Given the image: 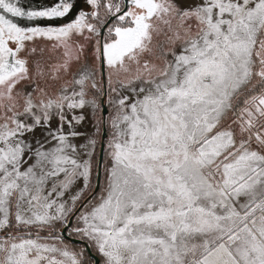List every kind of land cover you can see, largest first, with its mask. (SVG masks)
I'll return each instance as SVG.
<instances>
[{"label":"snow or ice","instance_id":"snow-or-ice-1","mask_svg":"<svg viewBox=\"0 0 264 264\" xmlns=\"http://www.w3.org/2000/svg\"><path fill=\"white\" fill-rule=\"evenodd\" d=\"M84 2L0 0V264H264V0Z\"/></svg>","mask_w":264,"mask_h":264},{"label":"rangeland","instance_id":"rangeland-1","mask_svg":"<svg viewBox=\"0 0 264 264\" xmlns=\"http://www.w3.org/2000/svg\"><path fill=\"white\" fill-rule=\"evenodd\" d=\"M55 2H56V0H20L21 6L25 7L26 9L27 8H40V7L52 5ZM73 3L75 4V8L73 9V12H71L68 17H65L64 20H62V21L57 20V21H52V22L41 21L40 23H42V24H44V23H55V24L65 23V22H69L71 19H73L75 14H77V12L79 10L90 11V6H88L84 2V0H73ZM22 23H27V22H22ZM105 31H106V29H105ZM86 51H87V49H86ZM75 111H76V114H78V115L79 114L85 115V120L83 122H81L80 125L76 126L77 130L81 131V132H89V133L94 131L91 109L90 108H86L84 110L77 109ZM68 119H71V114L68 115ZM65 129H67V125H65ZM98 139L100 141V137ZM74 142H76L78 144L83 143V139L77 138ZM98 149H99V145H98L97 151H98ZM93 184H95V177L93 179ZM91 250H92L93 254H95L99 258V260H100L99 264H102V259L99 256V254L96 253V251L94 249L91 248ZM84 264H92L91 260L87 257L86 253H84Z\"/></svg>","mask_w":264,"mask_h":264},{"label":"water","instance_id":"water-1","mask_svg":"<svg viewBox=\"0 0 264 264\" xmlns=\"http://www.w3.org/2000/svg\"><path fill=\"white\" fill-rule=\"evenodd\" d=\"M105 136H106V134H105V129H104L103 130V133H102V136H101V144L104 143ZM101 155H102V153H101ZM97 191H98V188H96V192ZM71 243H73L75 245L86 246V242L80 241V240L74 239V238L71 239ZM86 253H87L88 257L93 261V264H99L100 260H99V258L95 254H93L91 248H87L86 249Z\"/></svg>","mask_w":264,"mask_h":264},{"label":"flooded vegetation","instance_id":"flooded-vegetation-1","mask_svg":"<svg viewBox=\"0 0 264 264\" xmlns=\"http://www.w3.org/2000/svg\"><path fill=\"white\" fill-rule=\"evenodd\" d=\"M102 128H103V130L105 129V134H106V136H105V139H104V142H106V140H107V137H108V131H107V128H106V126H103L102 125ZM102 133H103V131H102ZM102 133H101V135H100V144H101V136H102ZM100 151V146H99V149H98V152ZM95 183H96V180H95ZM94 186H95V184H94ZM98 191H99V189H98ZM97 191V192H98ZM73 244V243H72ZM73 245H75V244H73ZM77 246H82V245H77ZM85 253H86V251H85ZM86 255H87V253H86ZM87 257H88V255H87ZM89 258V257H88ZM90 259V258H89ZM91 260V259H90ZM91 262H92V264H93V261L91 260Z\"/></svg>","mask_w":264,"mask_h":264}]
</instances>
